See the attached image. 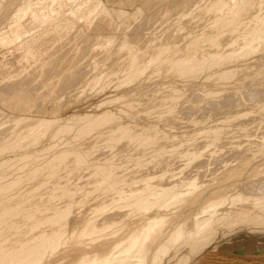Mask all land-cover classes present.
I'll return each instance as SVG.
<instances>
[{
	"label": "bare ground",
	"instance_id": "obj_1",
	"mask_svg": "<svg viewBox=\"0 0 264 264\" xmlns=\"http://www.w3.org/2000/svg\"><path fill=\"white\" fill-rule=\"evenodd\" d=\"M258 259L264 0H0V264Z\"/></svg>",
	"mask_w": 264,
	"mask_h": 264
},
{
	"label": "rangeland",
	"instance_id": "obj_2",
	"mask_svg": "<svg viewBox=\"0 0 264 264\" xmlns=\"http://www.w3.org/2000/svg\"><path fill=\"white\" fill-rule=\"evenodd\" d=\"M55 47L53 46V49H54ZM55 50V49H54ZM6 51H8V50H6ZM10 53H8L7 54V57H5L3 60H4V62H9L10 63V65H12L13 66V68H16V67H18V65H17V63H16V60H15V57L13 56V55H10ZM11 57V58H9V57ZM8 58V59H7ZM260 246V245H249V246H243V247H240V248H224V249H222L221 251H220V253H219V255H222V256H230V257H236V258H239V259H244L245 258V256L247 255V254H251L252 252L253 253H255V252H258L259 251V249H258V247ZM254 264H264V259L263 260H260V259H258Z\"/></svg>",
	"mask_w": 264,
	"mask_h": 264
}]
</instances>
